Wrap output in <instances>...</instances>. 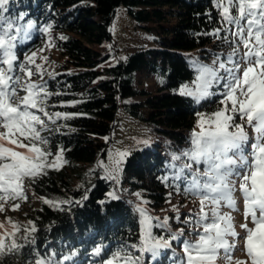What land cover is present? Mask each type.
Returning a JSON list of instances; mask_svg holds the SVG:
<instances>
[{
	"label": "trees",
	"instance_id": "obj_1",
	"mask_svg": "<svg viewBox=\"0 0 264 264\" xmlns=\"http://www.w3.org/2000/svg\"><path fill=\"white\" fill-rule=\"evenodd\" d=\"M120 8L153 34L151 45H135L124 57L117 55L112 30ZM222 11L217 0L0 4V36L14 38L12 74L36 47L48 43L59 52L52 69L23 79L47 93L40 96L48 116L33 110L45 121L40 134L47 144L37 146L50 153L45 164L57 166L45 167L34 179L25 177L22 197L2 192L13 202L26 201L33 192L40 204L29 209L26 222H16L15 239L24 247L0 264H106L115 253L123 264L127 257L138 264L187 263L184 241H193L198 215L166 206L179 196H199L189 190L193 173L200 183L208 179L200 175L207 167L203 159L197 163L191 158L196 147L192 141L198 115L216 110L222 101L224 81L213 83L204 97L183 92L196 82L200 68L215 69L214 61L227 60L236 28L222 19ZM219 74L226 75L223 69ZM120 109L142 120L153 137L125 155L116 179L104 173L101 162ZM249 141L243 145L244 156L251 152ZM57 155L60 161L55 162ZM145 217L152 242L166 240L170 245L155 255L142 250ZM13 231L5 235L6 243ZM73 252L71 261L64 259Z\"/></svg>",
	"mask_w": 264,
	"mask_h": 264
},
{
	"label": "snow or ice",
	"instance_id": "obj_2",
	"mask_svg": "<svg viewBox=\"0 0 264 264\" xmlns=\"http://www.w3.org/2000/svg\"><path fill=\"white\" fill-rule=\"evenodd\" d=\"M5 2L6 0H0V4ZM217 7L223 9L222 19L234 25L236 30L231 34V51L227 60L214 61V64L218 63L215 69L200 68L196 91L185 89L183 92L198 98L204 97L209 95L208 89L213 83L220 84L221 80L224 81V99L221 101L224 107L213 114L208 128L204 127L203 117L201 118V131L194 134L192 141L196 147L191 158L197 163L203 159L207 167L200 175L208 179L200 183L193 173L194 179L189 190L200 196V212L197 214L200 219L196 224L204 227L203 233H197L199 240L184 241L183 251L187 264H214L218 250L223 249L231 264V257L227 254L235 246L229 244L225 237L238 234L231 224V216H222L219 206L225 201L229 207L235 208L232 195L235 185L230 177L236 175L240 179L239 189L245 201V218L250 216L255 225L254 228H249L247 224H242L240 227L245 230L246 235L241 236V239L251 264H264V0H226V3L224 0H217ZM219 31L218 29L217 32ZM12 39L14 38L9 37L6 40L4 36H0V49H3L5 57L0 64L7 65L6 68H0V191L15 198L23 196L25 177L34 179L44 174L45 167L57 165L45 164L50 153L37 146V142L47 144V139L40 134L45 128V121L33 110L48 116L43 107L44 100L40 96L43 92L46 98L47 93L43 87L32 83L25 85L21 83L19 76L11 74L13 61L16 60L12 53ZM224 39L226 42L229 40L228 37ZM221 69L226 75L219 74ZM27 75L30 77L32 71L27 70ZM18 90L26 94L21 96ZM237 115L256 134L255 142L251 144V160L242 154L243 145L249 141V134L244 130V124L234 122ZM233 127L236 131L229 130ZM229 152H232L231 156ZM59 159L60 156L57 155L56 160ZM225 165L235 167L225 168ZM185 167L191 169V165ZM241 168L244 169L243 174L239 170ZM208 204L212 205L209 209L210 216L209 212L204 211ZM16 207L18 205H13L14 209ZM208 220L211 223L205 224ZM222 221L225 222L223 227ZM144 224L143 251L155 255L159 248L170 246L166 240H155L153 243L149 218L145 217ZM13 228L10 242L6 243V238L0 237V259L15 255L24 247L16 242L17 229L15 226ZM95 251L99 254L101 249L97 248ZM75 254L73 252L64 259L71 261ZM120 260V254L115 253L106 264H119ZM35 264H44V261L37 260ZM124 264H138V261L127 257ZM235 264L247 262L238 260Z\"/></svg>",
	"mask_w": 264,
	"mask_h": 264
},
{
	"label": "rangeland",
	"instance_id": "obj_3",
	"mask_svg": "<svg viewBox=\"0 0 264 264\" xmlns=\"http://www.w3.org/2000/svg\"><path fill=\"white\" fill-rule=\"evenodd\" d=\"M112 30L115 39L118 42L119 52L118 57H124L127 52L132 51L135 45L146 44L151 45L153 43V34L151 31H148L145 28H142L137 25L135 19L125 12L123 8L118 9L116 16L112 23ZM5 38V37H4ZM7 40V38H5ZM12 46L13 42L11 41ZM12 53L13 47H12ZM35 54V55H33ZM59 59V52L52 47L51 44L45 43L39 47L33 49L26 57L24 58L23 65L18 67V70L14 75L21 78V83L24 84L23 79L29 77L27 75V70L32 71L31 78H38L41 72L52 69L55 66L56 61ZM31 61V62H30ZM14 65V61H13ZM4 64H0V68H6ZM39 69V70H37ZM12 74V73H11ZM198 86V80L190 86V90H196ZM18 94L23 96L26 93L22 90H18ZM224 97L222 98V100ZM224 105L220 102L218 108L211 112H201L197 117L195 130L197 133L201 131V118L203 117L204 127H209V122L213 118V114L221 110ZM231 114V113H229ZM234 122L237 124H244L245 131L252 137L249 141L251 145L254 142L255 133L252 130L251 126L246 124V121L239 119L237 115L234 118ZM230 131H236V129L230 128ZM153 137L152 132L146 126V124L131 115H129L123 109H120L117 123L113 128L111 134V142L109 146V151L107 156L101 162L103 171L105 174L109 175L112 178L119 179L120 170H121V161L132 150L141 147L145 144V141L150 140ZM14 147V146H13ZM251 153V152H250ZM250 153L248 154L249 160H251ZM229 155H232V152H229ZM60 161V159L58 160ZM55 158V162H58ZM225 168L235 167L225 165ZM241 174H243L244 169H239ZM230 181L234 183V191L232 193L233 198L235 199V208L229 207L225 201H222L219 206V211L222 216L227 215L231 216V224L234 227V230L238 234L237 236H226L225 239L229 244L234 245V248H230L228 251V256L231 257V264H235L236 261H246L247 264H251L250 257L247 256L246 249L244 247V241L241 239V236H245V230L240 226L242 224H247L249 228H254L255 225L251 221L249 216L245 218V201L242 193L239 189L240 179L236 175L230 177ZM200 196L198 197H184L179 196L178 198L173 199L166 209H171L174 211L184 212H195L196 215L200 212ZM40 204V198L31 192L30 196L27 197L26 201L23 202H13V200L7 199L2 195L0 191V205H2V210H0V237H5L11 230L13 226L16 225V222H26L27 213L29 209L33 206ZM13 205H18L15 209ZM212 207L211 204L204 209L205 212H209V209ZM211 213L209 212V216ZM259 216V212H257ZM198 220L200 216L198 215ZM206 223H211V220L205 221ZM221 226H225V222H221ZM204 225H195L193 233V241L199 240V235L197 233H203ZM183 252V251H180ZM185 254V253H182ZM184 261H186V255L183 256ZM119 264H123L119 261ZM187 264V263H186ZM214 264H230L228 258L223 249H219L216 254V259Z\"/></svg>",
	"mask_w": 264,
	"mask_h": 264
}]
</instances>
